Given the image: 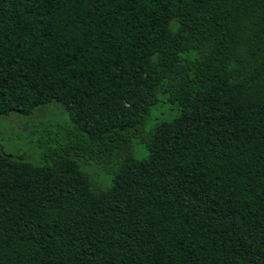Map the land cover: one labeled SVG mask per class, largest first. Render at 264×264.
Returning <instances> with one entry per match:
<instances>
[{"label":"trees","instance_id":"trees-1","mask_svg":"<svg viewBox=\"0 0 264 264\" xmlns=\"http://www.w3.org/2000/svg\"><path fill=\"white\" fill-rule=\"evenodd\" d=\"M51 103L0 264H264V0H0V115Z\"/></svg>","mask_w":264,"mask_h":264},{"label":"rangeland","instance_id":"rangeland-1","mask_svg":"<svg viewBox=\"0 0 264 264\" xmlns=\"http://www.w3.org/2000/svg\"><path fill=\"white\" fill-rule=\"evenodd\" d=\"M126 103V102H125ZM178 113L174 104L161 103L152 115L160 120H169ZM67 115L56 103L36 108L29 116L16 111L0 115V146L8 155L19 159L38 161L42 148L37 144L41 134L55 132L57 125L63 124ZM136 155L143 157L146 152L140 145L135 147ZM94 171L96 180L106 183L108 179Z\"/></svg>","mask_w":264,"mask_h":264}]
</instances>
